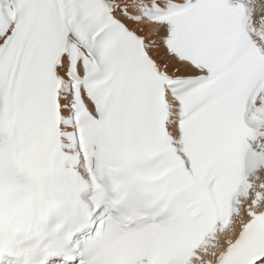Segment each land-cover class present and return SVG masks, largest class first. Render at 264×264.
Returning a JSON list of instances; mask_svg holds the SVG:
<instances>
[{"label":"snow or ice","instance_id":"snow-or-ice-1","mask_svg":"<svg viewBox=\"0 0 264 264\" xmlns=\"http://www.w3.org/2000/svg\"><path fill=\"white\" fill-rule=\"evenodd\" d=\"M0 264H264V0H0Z\"/></svg>","mask_w":264,"mask_h":264}]
</instances>
